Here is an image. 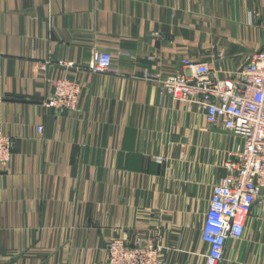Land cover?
<instances>
[{
    "label": "crops",
    "instance_id": "1",
    "mask_svg": "<svg viewBox=\"0 0 264 264\" xmlns=\"http://www.w3.org/2000/svg\"><path fill=\"white\" fill-rule=\"evenodd\" d=\"M263 47L264 0H0V131L14 143L0 264H106L111 237L158 226L167 264H205L201 229L238 140L150 78L186 58L235 71ZM102 51L113 71L90 69ZM54 73L81 82L77 112L46 106ZM222 264H264L263 209Z\"/></svg>",
    "mask_w": 264,
    "mask_h": 264
},
{
    "label": "built area",
    "instance_id": "2",
    "mask_svg": "<svg viewBox=\"0 0 264 264\" xmlns=\"http://www.w3.org/2000/svg\"><path fill=\"white\" fill-rule=\"evenodd\" d=\"M52 64L47 58L40 68L47 74ZM112 65V54L102 51L90 69L109 72ZM182 67V72L157 73L150 79L159 82L162 94L173 101L202 110L209 127L223 128L238 140L237 148L223 161L227 174L213 186L201 229L205 264H222L227 243L243 237L253 209L264 210V47L235 71L216 70L210 62L187 58ZM46 83L51 90L46 106L55 115L78 111L80 81L54 73ZM37 131L43 133L44 127L37 126ZM13 148L12 137L0 131V166L11 164ZM161 237L160 226L140 233L131 243L113 236L104 249L106 264H167Z\"/></svg>",
    "mask_w": 264,
    "mask_h": 264
}]
</instances>
